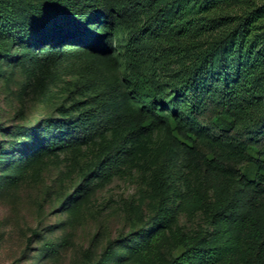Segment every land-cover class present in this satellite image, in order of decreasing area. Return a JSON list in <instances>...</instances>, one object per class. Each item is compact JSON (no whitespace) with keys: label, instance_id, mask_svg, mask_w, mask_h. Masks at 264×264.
Wrapping results in <instances>:
<instances>
[{"label":"trees","instance_id":"1","mask_svg":"<svg viewBox=\"0 0 264 264\" xmlns=\"http://www.w3.org/2000/svg\"><path fill=\"white\" fill-rule=\"evenodd\" d=\"M118 6L126 23L115 16ZM29 10L21 19L13 0H0V38L24 36L32 19L64 27L69 42L122 75L121 84L105 81L91 121L71 129L58 148L93 138L108 160L131 162L143 152L142 139L161 132L168 152L157 154L152 175L158 226L168 221L161 179L186 168L198 185L179 192L182 205L189 214L207 207L216 225L213 245L175 235L183 249L169 264H264V103L254 77L264 87V0H43ZM200 30L217 33L168 79L167 90L161 54L185 53Z\"/></svg>","mask_w":264,"mask_h":264},{"label":"rangeland","instance_id":"2","mask_svg":"<svg viewBox=\"0 0 264 264\" xmlns=\"http://www.w3.org/2000/svg\"><path fill=\"white\" fill-rule=\"evenodd\" d=\"M13 1L23 19L43 0ZM121 8L115 16L125 22ZM29 28L18 39L0 38V264H169L183 249L175 235L215 244L209 209L189 214L181 203L184 186L198 185L189 168L161 179L168 221L158 226L152 175L157 154L168 152L161 132L142 139L143 152L131 162L108 160L93 138L76 149L58 148L71 129L91 121L105 81L121 84L122 75L69 42L67 28L51 30L35 19ZM216 33L194 32L185 53L161 54L167 90L168 79ZM254 77L264 103V87ZM155 234L159 240L149 244Z\"/></svg>","mask_w":264,"mask_h":264}]
</instances>
